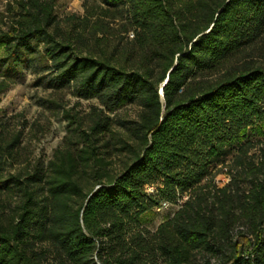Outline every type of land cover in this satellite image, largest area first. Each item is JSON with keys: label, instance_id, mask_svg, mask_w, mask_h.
Listing matches in <instances>:
<instances>
[{"label": "trees", "instance_id": "16d2710c", "mask_svg": "<svg viewBox=\"0 0 264 264\" xmlns=\"http://www.w3.org/2000/svg\"><path fill=\"white\" fill-rule=\"evenodd\" d=\"M2 1L0 93L32 72L98 105L46 164L0 111V264H264V0Z\"/></svg>", "mask_w": 264, "mask_h": 264}, {"label": "rangeland", "instance_id": "374dc122", "mask_svg": "<svg viewBox=\"0 0 264 264\" xmlns=\"http://www.w3.org/2000/svg\"><path fill=\"white\" fill-rule=\"evenodd\" d=\"M4 2L0 0V10ZM82 13V0H57V14L60 17L69 13ZM37 76L28 72L24 79L13 84L0 93V111L2 115L11 118L18 128L25 127L22 143L23 160L41 161L48 163L57 148L63 145L68 134V121L63 115V109L86 114L96 100H85L74 97L70 90L57 91L54 89L36 86ZM139 107L129 104L118 109L113 116L124 119L137 117ZM231 180L229 168L225 167L215 177L219 187L225 186ZM188 197H184L186 200ZM181 203V202H180ZM179 209V204L169 203L168 207H155L145 216L146 226L155 230L163 221L171 218ZM240 230L247 232V227L239 225L234 234ZM252 237V235L250 236Z\"/></svg>", "mask_w": 264, "mask_h": 264}, {"label": "built area", "instance_id": "2783aa9c", "mask_svg": "<svg viewBox=\"0 0 264 264\" xmlns=\"http://www.w3.org/2000/svg\"><path fill=\"white\" fill-rule=\"evenodd\" d=\"M147 190L151 193H154L156 188L153 186H147ZM169 203L168 202H163L162 205L160 207H168Z\"/></svg>", "mask_w": 264, "mask_h": 264}, {"label": "water", "instance_id": "95a60500", "mask_svg": "<svg viewBox=\"0 0 264 264\" xmlns=\"http://www.w3.org/2000/svg\"><path fill=\"white\" fill-rule=\"evenodd\" d=\"M161 94L163 95V90L161 89Z\"/></svg>", "mask_w": 264, "mask_h": 264}]
</instances>
